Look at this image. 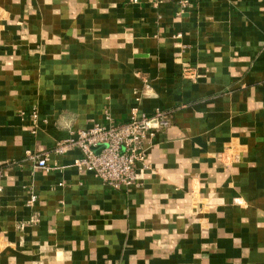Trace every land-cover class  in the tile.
Masks as SVG:
<instances>
[{"label": "crops", "instance_id": "1", "mask_svg": "<svg viewBox=\"0 0 264 264\" xmlns=\"http://www.w3.org/2000/svg\"><path fill=\"white\" fill-rule=\"evenodd\" d=\"M194 3L0 0V264H264V0ZM158 110L129 192L56 152Z\"/></svg>", "mask_w": 264, "mask_h": 264}, {"label": "built area", "instance_id": "2", "mask_svg": "<svg viewBox=\"0 0 264 264\" xmlns=\"http://www.w3.org/2000/svg\"><path fill=\"white\" fill-rule=\"evenodd\" d=\"M138 2V0H130ZM155 4L172 2L183 11L194 6L195 0H152ZM33 131L35 136L38 131V113L33 116ZM175 129L170 116L161 110L148 116L134 112L131 119L119 125H97L86 131H79L74 137L57 144L56 152L59 155L72 150H78L81 157L75 161V167L81 171L92 173L104 184L114 190L129 192L139 184L143 169L147 168V156L151 147L160 133L173 134ZM104 148L96 152V148ZM28 157L37 167L50 171L51 168L46 158L27 152ZM139 165L143 168L140 170ZM62 186V184H61ZM37 195L31 194L27 202L34 208ZM37 218L33 222H37Z\"/></svg>", "mask_w": 264, "mask_h": 264}, {"label": "water", "instance_id": "3", "mask_svg": "<svg viewBox=\"0 0 264 264\" xmlns=\"http://www.w3.org/2000/svg\"><path fill=\"white\" fill-rule=\"evenodd\" d=\"M103 148H104V146H99V147H97L95 150H96V152H99V151H101Z\"/></svg>", "mask_w": 264, "mask_h": 264}]
</instances>
